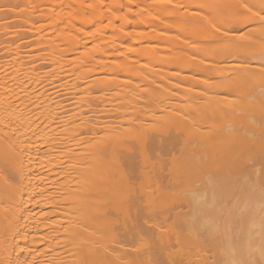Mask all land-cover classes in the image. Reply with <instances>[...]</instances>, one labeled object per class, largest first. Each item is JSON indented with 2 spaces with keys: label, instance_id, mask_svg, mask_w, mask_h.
Returning <instances> with one entry per match:
<instances>
[{
  "label": "bare ground",
  "instance_id": "obj_1",
  "mask_svg": "<svg viewBox=\"0 0 264 264\" xmlns=\"http://www.w3.org/2000/svg\"><path fill=\"white\" fill-rule=\"evenodd\" d=\"M39 1L0 0V33L8 34L1 33L0 45L11 41L8 49L2 47L8 57L0 56L4 58L0 60V96L5 95L0 105V264H213L208 243L202 250L203 238L200 246L198 234L197 240L189 239L178 229L183 223L179 214L183 202L178 197L184 196L186 185L198 180L197 176L200 182L209 177L210 185L218 178L220 183L215 182L225 185H219L218 191L227 193L239 187L238 172L247 170L240 173L242 179L245 173H253L251 166L264 165V93L259 91L264 84V57L244 50L251 41L264 42V0H181L186 6L181 1L173 5L171 0V7L176 6L172 9L168 2L169 6L160 2L162 12L169 11L176 18L175 29L171 26L175 34L162 47L153 44L165 40L151 35L152 46L146 50L151 53L147 61L151 64L140 70L133 66L136 71L127 65L131 71H123V78L113 65H107L116 56L113 51L93 53L100 70H80V62L92 55L78 53L87 43L81 42L77 33L82 27L76 30L77 24L86 28L98 22L101 30L107 18L101 15L102 6L93 10V5L89 16L70 6L73 12L53 18ZM114 4L110 3L112 8ZM111 17L108 24H102L109 30L116 28ZM159 17L154 16L151 25L155 18L161 21ZM10 18L13 25L7 24ZM48 18L58 29L51 38L37 25L38 20ZM125 21L124 25L129 23ZM102 31L105 35L106 30ZM34 40L37 46L49 47V52L30 54ZM24 41L31 50L21 53ZM63 44L65 49L60 48ZM11 69L16 71L14 77L5 73ZM65 99L72 100L70 108ZM242 118L237 127L231 125L232 119ZM45 126L49 129L40 135ZM262 173L258 177L264 178ZM254 177L250 178L257 180ZM263 178L257 184L250 181L251 187L252 182L257 185L253 187L264 186ZM205 198H194L196 206L204 208ZM258 222L255 225L264 234V221ZM190 241L197 245L188 249ZM244 245V251L239 248L241 255L250 250L249 242ZM253 250L258 253L259 249Z\"/></svg>",
  "mask_w": 264,
  "mask_h": 264
},
{
  "label": "rangeland",
  "instance_id": "obj_2",
  "mask_svg": "<svg viewBox=\"0 0 264 264\" xmlns=\"http://www.w3.org/2000/svg\"><path fill=\"white\" fill-rule=\"evenodd\" d=\"M40 1H42L41 3H42V7H43V11L45 12V13H49V15L51 14L52 16H53V18L55 17V16H57V14L59 15L60 14V16L61 15H66V13H68V12H70V11H74L73 9H76V10H78L80 13H85L86 12V15L87 16H89V14H90V12L92 11L93 12V10H95V7H96V9H97V7H99V6H102V7H99V9H101L102 11H101V15L102 16H104V14H105V16L104 17H107L108 19L111 17V19L112 18H114L113 19V21H114V24L116 25V28L114 29L115 30V32H114V30L112 29V26H110V25H108V26H110V30H109V28L108 27H106L105 25L106 24H108V22L110 21H108V19L106 18V20L104 19V24L105 25H102L101 24V26H103V27H101V30H100V27L98 26V22H97V26H96V23H90L89 25V27H86V28H84L83 27V25L81 26V23H78L77 24V29L76 30H80V27H82L81 29L82 30H84V31H78V32H80V33H77L76 32V30H75V32L77 33V34H79V38H80V40H82L81 42L83 43V41H84V43L86 42L87 43V46H86V48L85 49H80V50H78L79 52V54H81V53H87L88 52V54L89 55H92L93 56V53H94V56L95 55H97L99 52H104V51H109L108 53L110 54L112 51V53L111 54H116V56L114 57V58H111V59H109L108 60V63H107V65H109V64H111V65H113L115 68H116V70H118L119 71V73L118 74H121L119 77L120 78H123L124 76H126V75H124V73H123V71H125V70H127V71H129L130 70V68H128V67H132L133 68V66H137L136 68L138 69V70H140V69H142V68H146L147 67V64H149L147 61H150V57L151 56H149L150 54H148V51L146 52V50H147V48H150L149 46H152V44L150 43V40H148V39H150L151 38V35H153L154 37H158V38H160L161 37V39L162 40H165V42H159V43H154L153 44V46H166V41H167V38H169V39H171V37H172V34L171 33H173V34H175L174 33V31L175 30H173V28L175 29V26H172L173 24L172 23H174L173 21H175L176 20V18L174 17V14L172 13H170V15L168 14L169 13V11H164V12H162L163 10V8H160V6L161 7H163V6H166L171 0H164V1H161V0H141V4H140V2H139V0H138V2L136 3V1L134 0H115V4H116V6L118 5V3H119V5L121 6V8H117L116 6H115V4L113 3L114 2V0H65V2H64V0H47V2H46V0H40ZM39 1V2H40ZM54 3L55 5L54 6H52L53 8L52 9H50L51 7V5H52V3ZM68 1H72V2H74V3H76V4H74V3H72V2H68ZM75 1H77V2H75ZM101 1H103L104 2V4H103V2H101ZM106 1V2H105ZM112 1V2H111ZM134 2L133 4H130V3H128V2ZM143 1H144V3H143ZM177 1L179 2V3H181V2H183V1H181V0H172L171 1V3H173V5H174V3H177ZM181 1V2H180ZM50 2V3H49ZM56 2H60V3H58L59 4V7L57 6L58 4H56ZM66 2H67V4H66ZM160 2H162L163 3V6H162V4L160 3ZM168 2V3H167ZM186 2H187V0H186ZM189 2V1H188ZM40 3V4H41ZM110 3L111 4H114L113 5V8H112V6L110 5ZM122 5H121V4ZM127 3V4H126ZM156 3V4H155ZM158 3H160V5L158 4ZM167 3V4H166ZM185 2H183L181 5H185L184 4ZM63 4V5H62ZM64 4H66V5H64ZM69 4V5H68ZM71 4V5H70ZM135 4H136V6H135ZM155 4V5H154ZM170 4V3H169ZM169 4H168V6H169ZM178 4V3H177ZM187 4V3H186ZM89 5H91V6H89ZM93 5H95L94 7H92ZM127 5V6H126ZM159 7H157V6ZM172 5V7H171V4H170V9H172L173 7H176V6H173ZM189 5H190V3H189ZM64 6V7H63ZM73 8V9H71V7ZM123 6H125L124 8H123ZM186 6V5H185ZM57 7V9H55ZM93 8V10H92V8ZM127 7H128V9H127ZM139 7V8H138ZM156 7V8H155ZM60 8V9H59ZM90 8H91V10H90ZM113 9L112 11H111V9ZM114 8H116V9H114ZM144 10H143V9ZM155 8V10H153ZM54 9V10H53ZM80 9V10H79ZM83 10V12H82V10ZM130 9V10H129ZM132 9V10H131ZM143 10V11H141V10ZM183 9H185V7H183L182 8V10ZM51 10H53V11H51ZM75 10V11H76ZM84 10H85V12H84ZM135 10V11H134ZM156 10H159V11H156ZM56 11H58V12H56ZM114 11V12H113ZM140 13H139V12ZM87 12H89L88 14H87ZM91 12V13H92ZM111 12H113L114 13V15L111 13ZM115 12H116V14H115ZM121 12V13H120ZM131 12V13H130ZM134 12H135V14H134ZM137 12V13H136ZM154 12H156V14H154L153 15V13ZM75 13V12H74ZM77 13V12H76ZM54 14H56V15H54ZM117 14H119L120 16V18H122V19H120L119 17H118V15ZM127 16V18L125 19L124 18V16ZM150 14V15H149ZM151 14H152V16L154 17H158L159 16V14H160V16H161V18L159 17L158 19H160L164 24H162V22L161 21H159V22H157L155 19H154V25H156V27L154 26V25H151V23L153 22V17H151ZM165 14V16H166V18L163 16ZM117 15V16H116ZM136 15H137V17L140 19V20H138V18L136 17ZM143 15V16H142ZM146 15H148V16H146ZM158 15V16H157ZM108 16H110V17H108ZM123 16V17H122ZM125 16V17H126ZM142 18H141V17ZM163 16V17H162ZM59 17V16H58ZM118 19H117V18ZM128 17H131V18H128ZM173 17V18H172ZM116 18V19H115ZM136 18V19H135ZM150 18H151V20H150ZM166 20H165V19ZM11 19L12 18H10L9 20L8 19H5L4 20V22H7V21H9L10 23H7V24H11ZM126 21H125V20ZM127 19H132V21H133V24H130V23H132V22H130V21H128ZM175 19V20H174ZM119 20V21H118ZM142 20V21H141ZM144 20H146L147 22H149V23H147L146 22V24H145V22H143ZM121 21H122V23H123V21H125V22H129V23H125V25H124V23H123V25H122V23H121ZM3 21H1L0 23H2ZM52 20H51V18H48V19H46V20H38L37 21V25L40 27V32L43 34V35H45V36H48V37H50L51 38V36L52 37H54V35H57V33L58 32H56L58 29L56 28V27H53L52 26ZM134 22H137V24L135 23L134 24ZM139 22V23H138ZM142 22V23H141ZM159 23V24H156V23ZM144 23V24H143ZM94 24H95V26H94ZM120 24V26H118V25ZM129 24V25H128ZM139 24V25H138ZM168 24H170L169 26H168ZM0 25H2V24H0ZM4 25V24H3ZM11 25H13V23L11 24ZM100 25V24H99ZM134 25H136V26H134ZM138 25V26H137ZM159 25H161V26H159ZM164 27H163V26ZM8 26H10V25H8ZM8 26H6V27H8ZM50 26H52V27H50ZM80 26V27H79ZM124 26V27H123ZM125 26H128V27H125ZM158 26V27H157ZM167 26V27H166ZM171 26L173 27V28H171ZM3 27H5V25L3 26ZM123 29H122V28ZM163 27V28H162ZM167 28V29H164V28ZM172 29H170V28ZM9 28H13V27H9ZM53 28V29H52ZM54 28H56V29H54ZM79 28V29H78ZM84 28V29H83ZM106 28V29H105ZM120 28V29H119ZM144 28V29H143ZM0 29H1V26H0ZM118 29H119V31H118ZM122 29V30H121ZM146 29V32L142 35V36H140L139 34H141V32H142V30H145ZM7 30V29H6ZM6 30H5V32H6ZM102 30H106V33H105V35H104V32L105 31H102ZM108 30V31H107ZM121 30V31H120ZM102 31V32H101ZM113 31V32H112ZM173 31V32H172ZM7 32H8V30H7ZM101 32V33H100ZM148 32V33H147ZM2 33V32H1ZM0 33V35H2V36H4L5 34L4 33H2L1 34ZM101 34H103L104 36L103 37H101L100 35ZM2 36H1V38H2ZM5 36H8V34L6 33V35ZM34 36V38L36 39L37 37H38V33L36 34V35H33ZM152 36V37H153ZM143 38L144 37V39H145V41L144 40H142V43L140 42L139 44L138 43H135V44H133V42H134V40H136V39H138V38ZM149 37V38H148ZM4 38V37H3ZM5 38H7L8 39V37H5ZM4 38V39H5ZM132 38V39H131ZM135 38V39H134ZM4 39H2L3 41H4ZM7 39H5V41L7 40ZM10 39H11V37H10ZM168 39V40H169ZM13 40V39H12ZM24 40V39H23ZM23 40H22V42H23ZM4 41V42H5ZM8 41V40H7ZM133 41V42H132ZM144 41V42H143ZM9 42H11L10 40H9ZM9 42H6L5 44L6 45H0L1 47H0V56H4V58L6 59V57H8V55L7 54H9L8 52H6V51H4V50H6V49H8L9 48V46H8V44L10 45L11 43H9ZM14 41H12V43H13ZM24 43L25 44H23V43H21V44H23V46L24 45H26V47H27V43L24 41ZM251 44H249V46L248 47H246L244 50H246V51H248L249 52V50H251L250 52H252V53H250L249 52V54L250 55H254V56H261V57H264V51H262V50H259V49H262L263 48V50H264V42H262V43H260V44H257L258 43V41H251L250 42ZM31 44H33V45H35V47H33V49H32V51L31 52H29V50H31L30 48H29V50H28V47L26 48L25 46V48L24 47H22V49H21V53H23V51L25 50H27L26 52H29L30 54H37V53H44V52H49V47H42V46H37L38 44H37V40H34L32 43H30V45ZM132 45V46H129V45ZM160 44V45H159ZM165 44V45H164ZM253 44V45H252ZM6 46V47H5ZM129 47V49H128V47ZM250 46H252L251 47V49L249 48ZM4 48V50H3V48ZM8 47V48H7ZM124 47H127V48H124ZM131 47V48H130ZM61 49H65V45L63 44L61 47H60ZM145 48V49H144ZM249 48V49H248ZM258 48V49H257ZM24 49V50H23ZM95 49H98V51L97 50H95ZM100 49V50H99ZM108 49V50H107ZM113 49V50H112ZM127 49V50H126ZM253 49V50H252ZM102 50V51H101ZM124 50L126 51V52H124ZM2 51H3V53H5L4 55H2L1 53H2ZM25 51H24V53H25ZM86 51V52H85ZM144 51H145V53H144ZM254 51V52H253ZM260 51H262V53H263V55H261L259 52ZM107 52H104V53H107ZM122 52H124V53H122ZM245 52V51H244ZM257 52L259 53V54H257ZM96 53V54H95ZM254 53H256V55L254 54ZM121 54H123V55H121ZM124 54H125V56H124ZM245 54H248L247 52L245 53ZM87 57L85 60L86 61H83V62H80V65H81V68H80V70H82V71H86V72H88V71H92V69H93V72H94V69H97V70H100V68H99V61H98V59L96 60V58L98 57H94V59H93V57ZM248 56V55H247ZM149 57V58H148ZM251 57V56H250ZM249 57V58H250ZM4 58H1L0 57V60H4ZM89 58V59H88ZM93 60H92V59ZM147 58L149 59V60H147ZM134 59H137L135 62H134ZM94 61H96V62H94ZM131 61V62H130ZM99 62V63H98ZM128 62V63H127ZM134 62V63H133ZM131 63V64H130ZM101 64V63H100ZM121 64V65H120ZM150 64H151V62H150ZM149 64V65H150ZM96 65H98V66H96ZM102 65H103V63H102ZM128 65V67L126 68V66ZM130 65H132V66H130ZM146 67H145V66ZM148 65V66H149ZM96 66V67H95ZM123 67H125L126 69H124ZM135 67L133 68L134 69V71H136V69H135ZM44 69H52L53 67L52 66H47V68H46V66H44L43 67ZM123 68V69H122ZM131 68V69H132ZM14 69H16V68H14ZM129 69V70H128ZM90 71V72H91ZM96 71V70H95ZM117 71V72H118ZM131 71V70H130ZM129 71V72H130ZM16 71L15 70H13V69H11V70H8V71H6L5 73L8 75V76H10V77H14V73H15ZM22 77H23V75H21ZM259 91H261L262 92V94L264 93V84H262L261 86H260V88H259ZM263 96H264V94H263ZM1 97V96H0ZM3 97H5V95L3 96ZM3 97H1L0 98V105H1V100H3ZM66 100V104L68 105L69 103L71 104V105H68V108H70V106H72V100L71 99H65ZM65 100H63L64 101V103H65ZM97 107V106H96ZM100 106L98 105V107L97 108H99ZM68 113H69V111H68ZM246 118V117H245ZM243 120H245L244 118H242V120H240V119H235V120H231L232 122H230V123H232L231 125H234V127H237L238 125H239V123L241 122L242 123V121ZM236 121H238V122H236ZM234 122H236V123H234ZM230 123H228V124H230ZM234 123V124H233ZM230 125V126H231ZM46 128H43L42 130H40V135H43L44 134V132H47V130L49 129V127L48 126H45ZM233 127V126H232ZM44 131V132H43ZM42 132H43V134H42ZM16 147V146H15ZM14 147V148H15ZM17 148V147H16ZM69 149L71 148V146L70 147H68ZM68 149V150H69ZM71 150V149H70ZM70 152H72V151H70ZM261 163V162H260ZM254 165V164H253ZM251 168H253V169H251V170H254L253 171V173L251 172V170H250V168H247L248 170H250V172H251V174L249 175V172L248 173H245V174H248V175H242V179H244V180H242L241 179V174L242 173H244V169H243V171H241V172H238L239 173V177H237L238 179H240V182H239V180H238V183L237 184H239L238 186L239 187H237V185L235 184V186L237 187V188H235V187H233L232 188V190L230 189V191H232V192H224V190H223V192L222 193H220L218 190H220V188L221 187H219V185L220 186H223V184L221 183V184H217V183H220L219 182V180L217 181L216 179H218V178H215V180L211 177L210 179H213L212 181L214 182V183H216V185H212V184H214V183H211V185L212 186H214V188H213V191H211V189H212V186L210 185V182L208 181V178L209 177H206L207 178V180H206V178L204 177V181H202V182H200V180H199V177L197 176V178H198V180L196 179L195 180V178L194 179H191V180H193V181H190L189 183H188V185H186L187 187H186V190H184V196L183 197H186V202H185V198H183V197H180L179 196V194H178V198L179 199H181L182 198V202L184 203H182V204H180V206L182 205L183 207L181 208L180 206V211L183 209V213H182V211H181V213L179 212V210H178V212H179V214L180 215H182L181 216V222L183 221V223H180V224H178V229H183L182 231H184V233H186V237H189V239H190V237H193L194 239L196 238V235L198 234V236H197V238L199 239V240H197V238L195 239V240H197L198 242H200V244L198 243V245H200V246H202V244H203V242H204V244H203V248H202V250L203 249H207V251L209 252V254L211 255H209L208 254V256L210 257V261H213V264H215V263H217V261H219L218 262V264L220 263L221 264V262H223L225 259V262H223V264H230V262L234 259L235 260V262H238V260H239V262L238 263H235V264H241L240 262H242V264H250V259L252 260V258H253V261L251 262L252 264H256V260H259V261H257L258 262V264H264L263 262H264V251H262V249L264 250V243H263V245H261L262 243L261 242H264V240L262 239V234H263V228H261V230L258 228V226H259V220H260V222H263L264 221V219L262 218V219H260L259 217L261 216H264V186L263 185H261V186H258L257 188L256 187H253V182H252V187H251V183H250V181H254V180H256V179H253V178H256V177H254V176H256L257 175V180L258 179H260L261 180V178H263V177H261V176H259L258 177V175L259 174H261V172H263L262 173V176H264V165H263V163H261V165L258 163V166H257V164H256V166H251ZM259 168V169H258ZM258 169V171H257V174H256V170ZM236 170H237V168H236ZM263 170V171H262ZM234 171V170H233ZM247 171V170H246ZM245 171V172H246ZM213 173V172H212ZM211 172L210 173H208L209 175L210 174H212ZM237 172L235 171V174H236ZM237 173V174H238ZM241 173V174H240ZM208 174H206L207 176H208ZM217 175V177L219 176L218 175V173L217 174H214V176H216ZM233 175H234V173H233ZM201 176V175H200ZM237 175H235V176H233V177H236ZM243 176L245 177V178H243ZM252 176L253 178L251 179L250 177ZM261 177V178H260ZM201 178V177H200ZM222 178V177H221ZM248 178V179H247ZM219 179H220V177H219ZM236 182H237V180L235 179V178H233ZM233 180V181H234ZM257 180H256V184L259 182V180H258V182H257ZM263 180H264V178H263ZM194 181H197V182H194ZM211 181V180H210ZM216 181V182H215ZM221 181V180H220ZM243 181V185H241L242 187L241 188H243V189H245V191H241V188H240V184H241V182ZM209 184H208V183ZM235 182V183H236ZM263 182L264 181H262V182H260V183H262L263 184ZM192 184V188L191 187H189V184ZM194 183H195V185H194ZM250 183V184H249ZM190 184V185H191ZM232 184V183H231ZM256 184H254L255 186H257ZM250 186V191H249V186ZM211 186V187H210ZM225 186V185H224ZM223 186V187H224ZM209 187V188H208ZM228 187V186H227ZM230 187V186H229ZM206 188V189H205ZM231 188V187H230ZM239 188V189H238ZM254 190H253V189ZM260 188L262 189V190H260ZM184 189H185V187H184ZM200 189H201V191H200ZM224 189V188H223ZM238 189V190H237ZM193 190V191H192ZM206 190H207V192H206ZM222 190V189H221ZM258 190V191H257ZM259 190H260V192H259ZM186 191V192H185ZM195 191V192H194ZM226 191V190H225ZM254 191H257V192H254ZM198 192H199V194H198ZM204 192V193H203ZM206 192V193H205ZM211 192H212V194H213V196H214V199L215 200H213V196L211 195ZM215 192V193H214ZM242 192V193H241ZM244 192V193H243ZM254 192V194H252V193ZM194 193H197L196 195L197 196H195L194 195ZM261 193V194H260ZM173 192H172V194L170 193V195H172L173 196ZM201 194H202V196H203V194H204V196L206 195V198L203 196H201ZM215 194V195H214ZM217 194H220V195H217ZM225 194V195H224ZM245 194V195H244ZM176 195V193L174 194V196ZM208 195H209V197H208ZM217 195V196H216ZM224 195V196H223ZM177 196V195H176ZM192 196V197H191ZM212 198H211V197ZM219 196V199L217 198ZM221 196V197H220ZM196 197H201V198H205V201H202L203 203L204 202H207V203H205V204H203L202 202H200V203H202V206L204 205V208L202 207L201 208V206L199 207V206H196V205H198L197 203H195L194 201V198H196ZM257 197H258V200H257ZM191 199H192V201H191ZM209 199V202L207 201ZM210 199H212L213 200V202H212V204H211V201H210ZM259 199H261V200H259ZM263 199V200H262ZM201 201V200H200ZM216 201V202H215ZM259 201V202H258ZM263 201V202H262ZM194 203V204H193ZM209 203V205H207ZM259 203V204H258ZM261 203V204H260ZM193 204V205H192ZM210 204L212 205V206H210ZM207 205V206H206ZM255 205V206H254ZM257 206V207H256ZM260 206V207H259ZM15 207V206H14ZM209 208V209H208ZM241 208H243V210L241 209ZM245 208V209H244ZM251 208V209H250ZM211 209V210H210ZM246 209H248L249 210V212L246 210ZM261 209V210H260ZM209 210V211H208ZM241 210V211H240ZM255 212H254V211ZM232 211V212H231ZM242 212V213H241ZM245 212V213H244ZM248 212V213H247ZM257 212H259L258 214H257ZM244 214V215H243ZM263 214V215H262ZM180 215L178 216V217H180ZM227 215V216H226ZM256 215V216H255ZM258 215V216H257ZM251 218H250V217ZM252 216H254L253 218H252ZM186 218V219H185ZM259 218V219H258ZM184 219H185V221H184ZM250 219H251V221H254V219L256 220V222H251L250 221ZM257 219H258V221H257ZM177 220L179 221V219L177 218ZM241 221V222H240ZM249 221V222H248ZM258 222V226H256L255 224ZM253 223V224H252ZM183 224H185V226H183ZM187 224H188V226H187ZM212 224V225H211ZM249 224H251V226L249 225ZM181 226V228H179L180 226ZM210 225L211 226H214V228L215 229H213L212 230V228L213 227H210ZM221 225V226H220ZM245 225V226H244ZM252 225H255V226H252ZM219 228H218V227ZM233 226V227H232ZM175 227V226H174ZM188 227V228H187ZM237 227V228H236ZM247 227V228H246ZM248 227H252V229H251V231H246L247 229L248 230H250V228H248ZM257 227V228H256ZM187 228V230L185 231V229ZM200 228V229H199ZM220 229V230H218V229ZM240 228V229H239ZM253 228H254V230H253ZM177 229V228H176ZM197 229V230H196ZM234 229V230H233ZM257 229H258V231H260V235L257 233ZM209 230H211V233H209ZM218 230V234L216 233L215 234V231H217ZM229 230V231H228ZM214 231V233H212ZM220 231H222V232H220ZM236 231V232H235ZM241 231V232H240ZM262 231V232H261ZM198 232V233H197ZM201 232V233H200ZM229 232H230V234H229ZM257 233V234H256ZM190 234V235H189ZM195 234V236H193ZM215 234V235H214ZM222 234V235H221ZM224 234V235H223ZM241 234V235H240ZM247 234V235H246ZM256 234V235H255ZM188 235V236H187ZM217 235V236H216ZM240 235V236H239ZM243 235V236H242ZM246 235V236H245ZM251 236V238L250 239H247L246 238V240L244 239V237H247V236ZM264 235V234H263ZM219 236V237H218ZM230 236H232L231 238L232 239H228V237H230ZM255 236V237H254ZM259 236V237H258ZM206 239H205V238ZM218 237V238H217ZM221 237V238H220ZM192 238V239H193ZM203 238V242L202 241H200L201 239ZM213 238V239H212ZM216 238V239H215ZM221 239V241H222V239L224 240V241H220V239ZM225 238V239H224ZM239 238V239H238ZM242 238V239H241ZM249 238V237H248ZM194 239L193 240H191L192 242L194 241ZM209 239V240H208ZM208 242H207V241ZM217 242H216V241ZM219 240V241H218ZM229 240H231V242H229V243H227ZM248 240V241H247ZM261 240V241H260ZM263 240V241H262ZM190 241V243H191V246H189L188 247V249H191L192 247L194 248V246L195 245H197V244H192V242ZM197 241H194V242H196L197 243ZM211 242V246H209V244H210V242ZM213 241H214V243H213ZM238 241H239V243H238ZM259 241V242H258ZM201 242H202V244H201ZM224 242V243H223ZM236 242V243H235ZM246 242H249V244H250V250H249V252H247L246 254H244V255H246L247 256V258H246V256H245V258L243 257L244 255H243V253H245V252H243L244 251V249H243V247L245 246L244 244H246ZM205 243H208L207 245V248H204V246L206 245ZM226 243V246H225V248L223 247L222 248V251L225 249V251L223 252V255H229V256H227V258L226 257H224L223 255H222V251H221V247L222 246H224V244ZM242 243H243V245H242ZM215 244H216V246H215ZM232 244V245H231ZM239 244H240V246H239ZM259 244V245H258ZM194 245V246H193ZM257 245V246H256ZM232 246V247H231ZM191 247V248H190ZM213 247V248H212ZM215 247L217 248L216 250H218V251H215L214 249H215ZM229 247H230V249H229ZM261 247H263V248H261ZM239 248H241V250H243L242 251V255H241V251L239 250ZM259 249L258 250V253H257V250H253V249ZM210 249V250H209ZM227 249V250H226ZM204 250V251H205ZM212 250H214V251H212ZM252 250V251H251ZM206 251V252H207ZM231 251H232V254H231ZM234 251L237 253H234ZM207 252V253H208ZM214 252V253H213ZM219 254H218V253ZM260 252H261V254H260ZM239 253V254H238ZM214 255V256H213ZM216 255V256H215ZM219 255V256H218ZM232 255H233V257H232ZM242 256V257H240V259L238 258L239 256ZM259 255V256H258ZM248 256H250V257H248ZM262 256V257H261ZM216 257V258H215ZM222 257H224V258H222ZM216 260H215V259ZM230 258V259H229ZM242 258V259H241ZM260 258V259H259ZM261 258H262V260H261ZM237 259V260H236ZM243 259H245V260H243ZM249 260L248 261V263H246L247 261L246 260ZM254 259H256V260H254ZM262 262H261V261ZM227 261V262H226ZM244 261V262H243ZM255 262V263H254ZM233 263V262H232ZM233 263V264H234Z\"/></svg>",
  "mask_w": 264,
  "mask_h": 264
}]
</instances>
